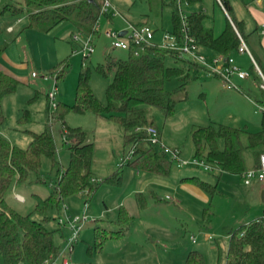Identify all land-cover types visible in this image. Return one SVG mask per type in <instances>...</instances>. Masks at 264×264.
I'll use <instances>...</instances> for the list:
<instances>
[{
	"label": "rangeland",
	"instance_id": "rangeland-1",
	"mask_svg": "<svg viewBox=\"0 0 264 264\" xmlns=\"http://www.w3.org/2000/svg\"><path fill=\"white\" fill-rule=\"evenodd\" d=\"M173 1L179 6L184 16L202 11L206 15L205 27H215L216 36L219 35V32H216L218 27L226 25V14L215 0H194L192 3H188L187 0L181 3L179 0H163V4L160 0H109L118 15L101 16L100 32L94 39L95 51L87 59V65L92 69L90 84L99 101L106 102V87L113 75L111 73L109 77H103L95 71L94 67L105 63L107 55L120 59H126L128 56V52L112 48L111 39L104 34V31L108 27L126 31L131 24L136 27H141L142 24L149 25L155 30L153 42L161 44L164 35L171 33L173 29L171 4ZM253 2L254 0H230L235 17L245 22L244 30L249 36L246 41L247 46L259 58L264 72V49L257 34H253L256 24L250 9L252 6L255 9L259 7L256 3L252 4ZM259 9L264 12V0L262 8ZM3 20L0 17V22L3 23ZM155 21L158 22L157 25ZM74 36H79L80 40L74 41ZM85 39L86 37L79 34L72 24L64 22L50 31L28 29L21 34L19 43H16V40L7 48L10 50L9 56L14 58L23 57V48H29L28 52L33 58L26 59L24 68L17 69L9 66L16 75L27 76L29 82L16 79L19 84L13 99L17 107L13 105L11 114H7L9 110L6 108L7 119L1 128L7 135L14 137V140L23 138L25 142L23 140L20 144L25 147L28 143L26 141L31 140L28 131L42 133L50 123L56 139L57 158L66 166L70 159L67 135L63 136V125L57 117L56 109L49 107L48 93L52 90L53 81L52 79L45 81L42 76L45 74L54 76L57 72H51L52 68L59 62L68 60L70 67L64 77L58 81L56 102L73 103L82 66L81 49ZM244 56L237 65L249 72L250 78L244 81L235 79V81L237 85L239 84L242 92L240 93L245 96V100L233 98V95H229L225 89L219 91L215 85V77L200 71L194 81L175 94L177 107L172 117L164 118L163 114L155 108L150 110L154 126L161 132L163 141L170 148L178 147L179 157L182 161L188 162L187 165L180 166L179 162L174 160L168 176L144 172L140 178L137 176L136 169L124 165L121 168L120 184L103 183L92 196H88L87 193L77 194L67 198L59 210L49 209L47 213L49 221L46 227L50 230L59 228L58 216L63 217L67 214L73 217L82 214L86 202L89 205L87 214L98 220L85 226L80 232L79 239L69 254L71 264H182L184 254L187 255L192 250H198L203 254L205 264H225L230 232L254 222L263 215L264 203L261 197L263 185L258 181L246 185L240 175L220 174L218 169L206 170L203 166L193 164L192 132L201 126L227 125L245 130L247 134H243V139L246 140L250 133L260 130L264 110L259 102L263 98L262 80L258 77L249 57ZM168 64L172 65L173 62L169 61ZM32 73H36L38 77L34 78ZM179 86L180 82L177 78H172L165 84L168 91H174ZM230 91L234 92L233 89ZM18 105H21L20 108ZM24 111H28L29 120L21 123L19 120ZM65 123L69 128L82 129L87 135V140L93 144L92 173L96 180L105 179L119 170L117 164L129 151V147L124 146V133L121 128L106 118L96 117L89 112L70 113L66 116ZM223 146V141H220V147L223 148ZM156 149L160 150L159 147ZM263 151V148L258 147L249 149L245 153L246 169L254 167L259 154ZM182 176H198L203 181L217 185L216 192L211 195L201 190L207 199L204 204H197L189 198L183 204H179L174 200L176 193L172 189L160 188L163 191L161 197L164 198L160 200V196L154 198L150 190L145 188L149 185L150 188L146 186L147 189H158L159 186L171 185L176 180L179 184ZM143 186L146 203L140 217L133 219L129 215L132 218L131 221L118 225L119 213L113 211V206L119 196ZM51 190L49 185H38L28 193L36 191L46 197ZM11 195L8 201L16 210L24 213L32 210L31 196L27 194V202L18 204ZM165 195H168V200L165 199ZM103 202L110 211L102 216ZM92 204L93 211H96L99 206L101 209L99 214H92ZM33 218L38 220L41 216L35 214ZM96 223L106 229L104 231L106 238L100 250L94 248V237L92 241H88L83 236L86 231L94 234ZM66 233L69 234L68 231ZM209 236H211L210 240ZM191 237H194L195 243ZM0 264H3L1 257Z\"/></svg>",
	"mask_w": 264,
	"mask_h": 264
},
{
	"label": "trees",
	"instance_id": "trees-1",
	"mask_svg": "<svg viewBox=\"0 0 264 264\" xmlns=\"http://www.w3.org/2000/svg\"><path fill=\"white\" fill-rule=\"evenodd\" d=\"M160 1L163 4V0ZM193 1L187 0L188 3ZM215 1L230 18L226 16L225 28L219 35L216 36L213 29L205 27L206 15L202 11L184 16L174 1L171 3V33L180 41L183 39L181 30L184 18L191 36L203 53H223L230 56L236 53L240 45L237 32L245 42L249 36L244 30L245 23L235 17L230 1L220 0L222 5ZM102 3V0H0V17L5 19L3 23L0 22V58L28 29L50 31L57 25L68 22L83 35L93 34L94 26L103 16ZM19 20L21 21L18 22ZM10 26L13 27L12 31H8ZM255 33L256 30L253 31ZM251 53L264 75L259 58ZM169 61L173 64H168ZM69 67L68 60H64L53 67L51 72L56 71L60 81ZM94 69L103 77H109L111 73L113 75L106 87L105 103L99 101L93 92L90 84L92 69L87 65V60H82L73 104L57 102L56 114L66 131L70 152L69 164L65 169L57 158V145L50 123L42 133H31V141L25 148L11 145L0 134V257L3 264H45L47 261H60L70 232L59 224L60 216L57 217V230L46 227L49 209L59 210L67 198L77 194L87 193L92 196L103 183L120 184L122 181L121 168L100 181L94 178V146L88 142L82 129L67 126L65 118L70 113L89 112L96 117L106 118L121 128L124 146L129 147V151L133 150L132 159L126 166L159 176H168L172 170L174 159L149 144L147 133L137 129L154 126L150 111L152 108L159 110L164 118L172 117L177 107L175 94L194 81L197 73L204 71L203 68L196 62L181 59L174 52L155 45L146 47L140 56H135L131 50L126 59L107 55L105 63L97 64ZM172 78H177L180 86L174 91H168L165 84ZM18 84L16 78L0 71V129L6 121L2 101L16 92ZM259 102L264 108V90ZM27 120L29 113L24 111L20 122ZM243 134L247 132L227 125L198 127L192 132L194 159L218 169L220 174L242 176L248 170L245 167V153L258 147L264 149V110L260 130L250 133L246 140L243 139ZM220 141H223V148L220 147ZM262 154L264 151L259 154L253 168L258 166ZM187 180L207 194L216 192L217 185L196 178ZM38 185H49L52 190L46 197L33 191V207L29 213L18 211L9 203L8 198L13 191L21 187L33 190ZM136 198L142 209L146 196L137 194ZM35 214L41 218H33ZM131 220L126 209L121 208L117 224L123 225L125 221ZM105 230L96 223L94 248L97 250L101 249L106 238ZM184 264H205V259L201 252L192 250ZM225 264H264L262 224L255 220L230 232Z\"/></svg>",
	"mask_w": 264,
	"mask_h": 264
},
{
	"label": "built area",
	"instance_id": "built-area-1",
	"mask_svg": "<svg viewBox=\"0 0 264 264\" xmlns=\"http://www.w3.org/2000/svg\"><path fill=\"white\" fill-rule=\"evenodd\" d=\"M101 7V15L108 16L113 15L114 17L118 15V12L115 8H113L109 2V0H102ZM185 0H179V3ZM220 5V0H217ZM224 10V9H223ZM226 13V11L224 10ZM229 18L228 14L226 13ZM230 19V18H229ZM19 20L18 22H20ZM183 26L182 33L183 39L180 41L178 37L172 33H167L164 35L161 44H157L153 42L155 30L149 25H143L141 27H136L131 24L126 30V34L124 36H120V33L123 31L115 30L111 27H108L104 34L111 39V45L113 49H120L126 52L133 51L135 56H140L141 53L144 52L146 47L159 45L162 49L169 50L174 52L179 58L191 60L193 62L198 63L204 71L218 77L222 80L224 87L227 89L240 90V87L235 82L237 80H247L250 78V73L243 70L240 66H238L235 62V58L233 55L227 56L223 53H214L211 55H207L201 51L197 41L193 36H191L189 29L187 28V23L183 18ZM13 27H9L8 31H12ZM94 33L90 35H84L86 37L83 40L84 45L81 49V54L83 56L82 60H87L90 55H92L95 51L94 39L96 34L100 32V23L99 21L93 28ZM81 34V33H79ZM240 45L236 50V53L247 55L251 60L252 65L254 66L257 74L262 80L261 87L264 90V75L260 70L258 64L252 56L251 51L249 50L247 43L243 40L241 35L237 32ZM83 35V34H81ZM74 41L78 42L80 40L79 36H74ZM34 78L38 77L36 73H32ZM45 81H49L52 79V90L48 93V98L50 99V107L56 109V92H58V75L57 73L52 75H43L42 76ZM138 131L143 130L148 135V143L153 145L154 147H159L160 151L166 154L169 157H172L174 160L179 162L180 166L187 165L188 162L182 161L179 157L180 151L177 148H170L167 146L161 139L159 130L154 126L145 127L142 129H137ZM133 150H130L127 155L121 160L118 164L119 168H122L132 159ZM193 164L203 166L206 170H213L214 168L206 165L203 161H198L194 159ZM243 181L246 185H250L253 181H258L264 187V154L260 156V160L258 166L256 168L248 169L242 175ZM15 199L20 202H24V198L19 194H15ZM66 209V206H64ZM88 204H84V208L82 214L76 216L64 215L59 218V224L65 228H67L70 232L67 241L64 245V249L62 251V258L60 261H55L49 263L48 261L45 264H71L70 261V253L72 252L74 245L77 243L80 232L85 228L88 223H94L96 219L91 218L87 214ZM256 222L262 224L264 229V212L263 215L256 220ZM195 241V239H194Z\"/></svg>",
	"mask_w": 264,
	"mask_h": 264
},
{
	"label": "crops",
	"instance_id": "crops-1",
	"mask_svg": "<svg viewBox=\"0 0 264 264\" xmlns=\"http://www.w3.org/2000/svg\"><path fill=\"white\" fill-rule=\"evenodd\" d=\"M20 1V0H19ZM230 1V0H229ZM21 2V1H20ZM216 2V1H215ZM217 3V2H216ZM254 3H256V5H257V7H261L262 8V6H263V0H254V2L252 3V4H254ZM231 4V3H230ZM219 6V5H218ZM220 7V6H219ZM221 8V7H220ZM259 8H257V9H255L253 6L252 7H250V9H251V13H252V16H253V19H254V21H255V29L254 30H256V33L255 34H257V36L259 37V39H260V44H261V46H262V48L264 49V12L262 11V9H259ZM222 10V9H221ZM223 11V10H222ZM223 13L224 14H226L224 11H223ZM227 16V15H226ZM244 22V21H243ZM155 23V25H157V21H155L154 22ZM245 23V22H244ZM215 25V24H214ZM225 26V25H224ZM10 27H12V26H10ZM206 28H209V27H206ZM221 28H225V27H223V25H222V27L220 26V27H218V29H217V31L216 32H219V34L223 31V29H221ZM211 29H213V31H214V33H215V27H213V28H211ZM217 33H215V35H216ZM20 38H21V35H20V37H18L17 38V41H16V43H19V41H20ZM24 49V56L23 57H21V56H16V58H14L13 56H9V49L8 50H6L4 53H3V55L1 56V58H0V71H2L3 73H5V74H8V75H10V76H13L14 78H16V79H22L24 82H29V78L26 76V77H24V76H19V75H16V73H14V71H11L10 70V67L11 68H24L25 67V62H26V59H30V58H33V56H32V54L30 53V52H28V49L29 48H23ZM27 49V50H26ZM206 54H210L211 55V53L210 52H207ZM235 55H238V56H235ZM233 56H234V58H235V62H236V64H237V62H241V60L243 59V57H245L244 55H242V54H238V53H234L233 54ZM250 60V59H249ZM5 63V64H2V63ZM10 66V67H9ZM215 77V76H214ZM215 85H216V87L219 89V91H221V90H223V89H225V90H227V93L229 94V95H233L232 97L234 98H237V99H239V100H242V99H246L245 98V96H242V92H241V90H237V91H235V90H233L234 92H232V91H230V90H232V89H227V88H225L224 87V84H223V82H222V80L220 79V78H218V77H215ZM218 81V82H217ZM241 81V80H240ZM244 81V80H243ZM236 82V81H235ZM237 83V82H236ZM239 85V84H238ZM76 86H77V84H76ZM75 91H76V88H75ZM241 92V93H240ZM17 93V92H16ZM240 93V94H239ZM14 94V93H13ZM13 94H10V95H8V96H6L4 99H3V101H2V108H3V112H4V115L6 114V108L9 110L8 111V113L7 114H11V113H13V110H12V108H13V105L16 103V101L13 99V97H15V94H14V96H13ZM74 100H75V96H74V99H73V102H74ZM63 103V102H62ZM65 103V102H64ZM71 104H73V103H71ZM17 107V104H15L14 105V107ZM19 106H21V105H18V108H20ZM7 119V118H6ZM20 121V120H19ZM22 123V122H21ZM28 133L30 134V136H31V133H35V132H33V131H28ZM0 134L1 135H3L5 138H7L9 141H10V143H11V145H14V146H18V147H20V148H25V147H27L28 146V144L30 143V141L31 140H27L26 142H28L27 143V145L25 146V147H23V145H21L20 143L21 142H23V138L22 139H19V138H16L15 140H14V137H11L10 135H7V133L5 132V130H3L2 128L0 129ZM66 136V131L64 130V128H63V136ZM160 136H161V139H162V134H160ZM67 139V138H66ZM68 140V139H67ZM55 141H56V139H55ZM162 141H163V139H162ZM24 142H25V140H24ZM63 142H65V138L63 137ZM89 142V141H88ZM164 142V141H163ZM165 143V142H164ZM166 144V143H165ZM57 145V144H56ZM167 145V144H166ZM169 146V145H168ZM170 147V146H169ZM175 148H177V149H179L178 147H175ZM58 150V149H57ZM70 156V155H69ZM68 164H69V162H68ZM119 164V163H118ZM118 164H117V168L119 169V167H118ZM62 165V167L65 169L67 166L66 165H64L63 163L61 164ZM137 171V176H139V178L140 177H142V175H143V171H138V170H136ZM192 178H196V179H199V180H201L198 176H182L181 177V180H180V183L179 184H177V180L176 181H174V182H172L171 183V185H169V184H166V186H159V188L158 189H155V188H151V189H147V187L148 188H150L149 187V185H146L145 186V188H146V190H150V193H151V195L154 197V198H156V197H159L160 196V200H164V198L163 197H161V192H163L160 188H162V189H166V190H170V189H172L175 193H176V195H175V197H174V200L177 202V203H179V204H183L184 203V201H186L188 198L189 199H191L192 201H194V202H196L197 204H204V203H206L207 202V199H206V197L204 196V193L203 192H201V189H199V187H197L194 183H192L191 181H189V180H187L186 181V179H192ZM203 181V180H202ZM206 182V181H205ZM144 186L143 187H140V188H135V189H133L131 192H129V193H127V194H125V195H121V196H119V198H118V200H117V202H116V204L113 206V211H115V212H118L119 213V210L121 209V208H125L126 209V211H128V213H129V215L133 218V219H136L137 217H140V215H141V208L139 207V205H138V202H137V198H136V195L137 194H143V192H144ZM263 189H264V187H263ZM31 189L29 188V187H21V188H19V189H17V190H15V191H13V193H12V199L15 201V202H17L18 204H25L26 202H27V198H26V195L28 194L29 196H31V193L29 194L28 193V191H30ZM15 194H19L20 196H22L23 198H24V203H21V202H19V201H17L16 199H15ZM81 194H83V193H81ZM165 197V199H169L168 198V195H165L164 196ZM193 202V203H194ZM196 203H194L196 206H197V204ZM88 204V203H87ZM103 205H104V208L102 209V216H103V214L104 213H107V212H109L110 211V209H108V207H107V205H106V203L105 202H103ZM93 204H92V207H91V211H92V214L93 215H95V214H99L98 212L101 210L100 208H99V206H97V210L96 211H93ZM88 209H89V205H88ZM115 214V213H114ZM119 215V214H118ZM90 223H88L87 225H89ZM86 225V226H87ZM96 225V224H95ZM95 227V226H94ZM84 236V238L85 239H87L88 241H92V239H93V237H94V234H92L91 232H89V231H86V234H84L83 235ZM191 239L193 240V243H195L196 241H194V237H191ZM208 239L210 240L211 239V236H209L208 237ZM198 251V250H197ZM190 252V251H189ZM188 252V253H189ZM200 252V251H199ZM188 255V254H187ZM187 255H186V253L184 254V257H183V263L182 264H184L185 263V260H186V258H187Z\"/></svg>",
	"mask_w": 264,
	"mask_h": 264
},
{
	"label": "water",
	"instance_id": "water-1",
	"mask_svg": "<svg viewBox=\"0 0 264 264\" xmlns=\"http://www.w3.org/2000/svg\"><path fill=\"white\" fill-rule=\"evenodd\" d=\"M126 34V32L125 31H123V32H121L120 33V36H124ZM262 202L264 203V189H263V191H262Z\"/></svg>",
	"mask_w": 264,
	"mask_h": 264
}]
</instances>
